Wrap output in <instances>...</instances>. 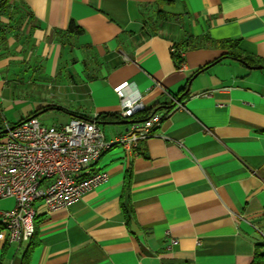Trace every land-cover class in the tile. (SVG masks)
Instances as JSON below:
<instances>
[{"label": "crops", "instance_id": "0c3cea01", "mask_svg": "<svg viewBox=\"0 0 264 264\" xmlns=\"http://www.w3.org/2000/svg\"><path fill=\"white\" fill-rule=\"evenodd\" d=\"M171 1L11 0L0 134L2 118L13 127L6 117L19 97L67 123L120 117L115 90L126 83L141 91L146 114L99 123L108 141L171 113L136 155L119 146L102 155L95 170L109 174L105 185L62 210L36 201L32 241L9 243L1 229L0 264L252 263L264 241V69L250 68L264 67V0ZM161 10L168 17L157 21ZM71 21L83 30L76 38L64 35ZM188 37L239 42L261 64L216 62L228 51L205 43L185 53L181 71L171 49ZM14 206L0 201V210Z\"/></svg>", "mask_w": 264, "mask_h": 264}, {"label": "built area", "instance_id": "2783aa9c", "mask_svg": "<svg viewBox=\"0 0 264 264\" xmlns=\"http://www.w3.org/2000/svg\"><path fill=\"white\" fill-rule=\"evenodd\" d=\"M180 70H185L184 63ZM115 91L121 100L122 119L132 120L145 111L143 95L136 86L126 83ZM170 113H153L110 141L98 123L83 119H73L59 128L44 126L37 117L13 127L6 125L0 134V201L15 200L12 209L0 210L8 242L21 245L34 237L36 201H42L50 211L62 210L105 185L109 174L95 170L102 155L115 146L136 155L140 142L154 136Z\"/></svg>", "mask_w": 264, "mask_h": 264}, {"label": "trees", "instance_id": "16d2710c", "mask_svg": "<svg viewBox=\"0 0 264 264\" xmlns=\"http://www.w3.org/2000/svg\"><path fill=\"white\" fill-rule=\"evenodd\" d=\"M162 2H172L171 0H160V3ZM15 15H17V7L13 6V4L11 3V0H0V34L1 33H5L7 32L6 35H3V39H1L3 42L5 40V38H7L9 36V34L12 31V25H5L2 22V18H7L9 19V22H11L13 20V18L15 17ZM158 19L157 21H163L167 19V15L165 14L164 11H159L158 15H157ZM156 30V28H155ZM157 31V30H156ZM83 33V30L81 27H79L78 25H76V23L74 21H71L69 23L68 29L66 31V33H64V35L67 36H71L73 38H76L77 36L81 35ZM8 35V36H7ZM203 39H207V38H202L199 40H194L191 37H188L186 39L181 40L179 43L173 45L176 48V52L172 53L174 62L176 64V66L180 69V67L182 66V64L185 62V57L182 56V53H186L189 50L195 49V48H199L200 46H204L205 43L206 44H212L218 48L221 49H226L228 51V53L222 55V57L217 60L216 62H219L220 60H224V59H232V60H236L242 64H246L249 66H256L261 64V62H254L251 58H249L248 56H246L243 52H241L238 49V45L239 42L236 41H220V42H213L211 40H208L207 42H204ZM203 42V43H202ZM6 53L5 52H1L0 50V56H4ZM213 64H209L208 66L200 69L197 73L200 74L202 72L207 71L210 67H212ZM43 110V109H41ZM39 110V111H41ZM39 111L31 114L28 119L33 118V117H37V115H39ZM141 114H146V112H142ZM138 114V115H141ZM153 114V113H152ZM151 114V115H152ZM137 115V116H138ZM150 115V116H151ZM150 116H147V118H149ZM146 118V119H147ZM26 119V120H28ZM26 120H22L20 123L26 121ZM118 120H120V117L118 115H110V114H101L97 120L95 121L96 123H101V124H105V123H109V122H117ZM19 123V124H20ZM125 214H126V220L129 222L130 221V216H129V210L125 209ZM2 229V226L0 224V230ZM3 230V229H2ZM36 235V233H35ZM34 235V237H35ZM33 237V238H34ZM32 241V240H31ZM25 264H28V261H26ZM251 264H264V241L257 243L256 247H255V252L253 255V261Z\"/></svg>", "mask_w": 264, "mask_h": 264}, {"label": "rangeland", "instance_id": "374dc122", "mask_svg": "<svg viewBox=\"0 0 264 264\" xmlns=\"http://www.w3.org/2000/svg\"><path fill=\"white\" fill-rule=\"evenodd\" d=\"M19 18H17L18 20ZM231 59H226L225 62H230ZM233 61V60H232ZM222 63V62H221ZM255 73H260L262 71H254ZM258 75V74H255ZM19 87V90L21 91H31V87L29 84L27 83H23L20 84V86H17V88ZM19 101V103H17L14 106V110L10 112V114H8L7 121L10 122V124L14 125H18L22 120H26L28 119V117L34 113L37 112L39 110V105H36L34 102V98L32 97H19L17 98ZM38 120L40 121V123L44 126H55V127H62L66 124H68L66 122V120L64 119V114L56 111V110H41L39 115H38ZM2 126L5 127V121L2 118Z\"/></svg>", "mask_w": 264, "mask_h": 264}, {"label": "water", "instance_id": "95a60500", "mask_svg": "<svg viewBox=\"0 0 264 264\" xmlns=\"http://www.w3.org/2000/svg\"><path fill=\"white\" fill-rule=\"evenodd\" d=\"M250 68H254V69H264L263 66H257V67H250ZM129 122V121H128ZM130 122H134V121H130Z\"/></svg>", "mask_w": 264, "mask_h": 264}]
</instances>
